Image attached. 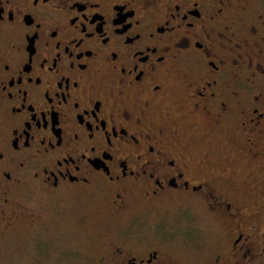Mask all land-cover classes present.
I'll use <instances>...</instances> for the list:
<instances>
[{
    "label": "flooded vegetation",
    "instance_id": "obj_1",
    "mask_svg": "<svg viewBox=\"0 0 264 264\" xmlns=\"http://www.w3.org/2000/svg\"><path fill=\"white\" fill-rule=\"evenodd\" d=\"M32 189L97 216L87 264H264V0H0L2 231Z\"/></svg>",
    "mask_w": 264,
    "mask_h": 264
},
{
    "label": "rangeland",
    "instance_id": "obj_2",
    "mask_svg": "<svg viewBox=\"0 0 264 264\" xmlns=\"http://www.w3.org/2000/svg\"><path fill=\"white\" fill-rule=\"evenodd\" d=\"M222 145V142L204 140L200 147L205 152L209 147ZM228 155L229 150L225 148L213 161L221 165L222 159L228 168ZM21 200L27 217L10 230L0 229V264H87L88 256L95 254L91 247L92 240L96 235H101L95 222L97 216L85 207L73 204L71 200L52 201L36 189H32L29 196L24 195ZM182 209L181 212L186 213L200 227L199 234L191 235L196 244L205 240L209 246L218 244L220 233L224 232L218 221L212 217L207 219L202 208ZM174 213L172 209L165 214L152 213L144 224L151 226L152 230L164 226L166 231H173L170 235L173 241L179 242L183 235L176 231L178 222L170 224L165 218V215L171 217ZM184 218L181 219L182 223H185ZM140 226L145 229L142 224ZM203 253L207 255L210 251L205 248Z\"/></svg>",
    "mask_w": 264,
    "mask_h": 264
}]
</instances>
